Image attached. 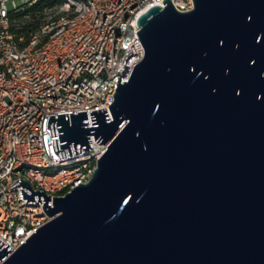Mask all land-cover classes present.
<instances>
[{
	"label": "water",
	"instance_id": "water-1",
	"mask_svg": "<svg viewBox=\"0 0 264 264\" xmlns=\"http://www.w3.org/2000/svg\"><path fill=\"white\" fill-rule=\"evenodd\" d=\"M162 2L137 19L144 55L111 119L50 115L59 158L91 134L106 150L52 207L11 185L53 218L9 255L0 240V264H264V0Z\"/></svg>",
	"mask_w": 264,
	"mask_h": 264
},
{
	"label": "bare ground",
	"instance_id": "bare-ground-1",
	"mask_svg": "<svg viewBox=\"0 0 264 264\" xmlns=\"http://www.w3.org/2000/svg\"><path fill=\"white\" fill-rule=\"evenodd\" d=\"M41 1L38 0V5ZM158 1L58 0L53 5L44 6L47 9L22 16L21 20H8L0 23V76H8L9 82H14L16 86H19V90H15L13 106H7L6 117L5 113H0V151H4L0 153V182L6 156L14 157L19 149L17 139L19 129H30L43 120H48L49 112L75 114L86 111V115L90 117V111L102 108L106 111L110 110L108 106L113 100L112 95L119 77V83H123V75H118L122 67L120 24L124 22V29H133V22H126L131 15L139 12L140 8ZM113 3L112 12L108 18H104V41H110V44L98 43L97 46L98 56H103V74H106V83L96 93L84 95L83 100H69L68 98L47 100V95H40L39 85L31 82V73H23L12 69V65H8L10 56H18L19 52L25 51V58H32V56L41 54L42 48L65 40L70 32L85 31L87 27H94L99 21V10L109 11V6ZM11 32H16V35ZM4 39H8L9 45L4 43ZM110 58H112L111 65ZM55 78H64L63 91L72 89L75 77L72 76L69 61H62L57 65ZM24 94L39 96V98H25V105L17 110L16 116L15 107H21ZM91 148L92 150L70 156L65 152L66 157L63 158L54 155V162L46 165L38 162L18 163L17 170L12 172V179L26 181L32 191L44 189V194L50 195L52 207L53 197H63L74 187L86 183L91 178L97 160L101 156L97 147ZM87 158L93 163V168L86 167ZM30 175H36L39 178ZM65 175L67 176L60 183H47L46 179L60 178ZM21 189L24 188L21 187ZM35 214L37 218L28 221V228L37 229L51 220H46V213L39 211V205L29 206L28 215Z\"/></svg>",
	"mask_w": 264,
	"mask_h": 264
},
{
	"label": "built area",
	"instance_id": "built-area-1",
	"mask_svg": "<svg viewBox=\"0 0 264 264\" xmlns=\"http://www.w3.org/2000/svg\"><path fill=\"white\" fill-rule=\"evenodd\" d=\"M162 1L150 3L148 6L157 4L164 7L165 3L163 4ZM170 1L178 11L185 12L193 8V0ZM114 3L109 6V11L99 10V21L94 27H87L85 31L70 32L65 40L54 42L51 46L42 48L41 54L32 56V58H25V51L19 52L18 56H10L8 65H12V69H17L23 73H31V82L39 85L40 95H47V100L54 98L83 100L84 95L96 93L106 83V74H103V56H98L97 46L98 43L110 44V41H104V18H108ZM147 7L140 8L139 12L132 14L126 21L133 22V29H124V22L120 24L123 82L128 79L132 68L144 55V48L136 35V31H138L136 22L139 15L146 11ZM42 9H47V7H39L38 0H0V23L8 20H21L22 16L36 13ZM11 34L16 35V32H11ZM4 43L9 45L8 39H4ZM62 61H69L72 76L75 77V84L70 91H63L64 78H55L57 65ZM111 62L112 58H110V65ZM15 90H19V86H16L14 82H9L8 76H0V113H5V117L7 106H13ZM25 98L38 99L39 96L24 94L21 107H15L16 116L17 110L22 109L25 105ZM106 112L111 119L110 110ZM58 114L64 113L49 112V117ZM86 117L87 127H92L91 117L89 115ZM47 122L48 120H43L30 129H19L17 135L19 149L14 157L6 156V161H4L0 182V240L12 248L8 255L22 243H25V240L32 233L36 232V229L28 228V221L37 218V214L28 215L29 206L39 205V211H44L43 202L25 203V199L19 197L21 187L12 188L11 185L16 182L12 179V172L17 170L18 163L38 162L46 165L49 162H54V155H57L53 150L54 139H57L58 145H60L58 129H55L56 135L53 136V130L50 132ZM89 139L91 140V147H97L98 153L102 155L108 143L98 144L94 140V134L89 135ZM62 150L67 152L68 147ZM0 153H4V151H0ZM86 167L93 168V163L89 158H87ZM30 176L39 178L36 175ZM66 176L46 180L47 183H60ZM59 195L61 196V194ZM52 218V215L46 214V220Z\"/></svg>",
	"mask_w": 264,
	"mask_h": 264
},
{
	"label": "trees",
	"instance_id": "trees-1",
	"mask_svg": "<svg viewBox=\"0 0 264 264\" xmlns=\"http://www.w3.org/2000/svg\"><path fill=\"white\" fill-rule=\"evenodd\" d=\"M58 0H42L41 3L38 5L39 7H44L47 5H53Z\"/></svg>",
	"mask_w": 264,
	"mask_h": 264
}]
</instances>
